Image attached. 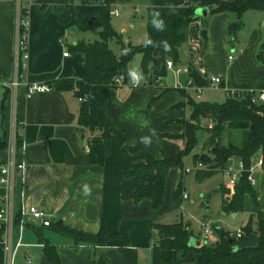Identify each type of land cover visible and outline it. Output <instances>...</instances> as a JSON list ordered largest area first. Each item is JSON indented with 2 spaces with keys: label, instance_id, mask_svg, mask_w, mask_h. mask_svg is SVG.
<instances>
[{
  "label": "crops",
  "instance_id": "1",
  "mask_svg": "<svg viewBox=\"0 0 264 264\" xmlns=\"http://www.w3.org/2000/svg\"><path fill=\"white\" fill-rule=\"evenodd\" d=\"M185 1L150 0L149 7L171 14L183 9ZM217 2L196 0V6L205 7L209 12ZM21 5L26 9L29 22L28 57L25 65L19 67L25 83L49 85L57 79H81L83 58L72 52L70 46L90 41L78 34L81 31L76 27L79 32L67 31L74 18L68 25L60 24L57 18L64 6L57 3L42 7L36 0H22ZM97 5L84 11L74 8V14L90 17L110 13L106 5ZM18 6V0H0V81H11L15 71L14 27ZM235 20L239 22L233 23ZM205 21L207 46L201 44L203 40L199 36L202 19L188 26L187 42L176 64L185 66L187 71L180 73L178 79L181 83L190 80L192 88L187 92L191 96H195L196 88L200 89L199 100L247 106L248 91L255 94L264 91V62L257 59L258 52L264 50V11H247L239 18L232 12L208 13ZM231 24L238 26L234 35L230 32ZM121 32L125 33L124 29ZM153 56L157 64L149 66L148 76L140 86L131 87L127 82L108 90L107 116L122 137L120 141L118 136H111L108 154L104 153L102 139L87 142L85 128L79 131L77 114L81 100L73 90L51 89L26 96V88L21 85L13 99L10 90L0 84V138L6 142L5 148L0 150V165L9 160L8 144L13 133L20 146L23 144V151L16 154L17 160L24 162V173L22 180L16 179L13 183L15 205L19 206L22 199L26 205L45 210L51 222L59 221L90 234L97 233L103 225L107 234L121 233L129 239L128 243L114 239L103 247L73 245L68 236L52 228L27 225L22 231L26 246L18 249L14 264H27L25 255L31 264H50L43 254L44 242L54 246L61 264H187L195 258V253L190 252L181 260L163 263L154 244L156 231L151 228L153 219L163 223L159 221L162 213L175 203L173 192L179 185L183 168L172 166L167 170L160 207L154 209L149 200L135 202L124 198L131 188L144 185L154 177V173L124 176L126 170L143 163L132 161L126 146H139L156 158L175 156L183 146V141L175 137L183 132L180 122L189 116L187 99L178 90L164 92L166 88H173L175 80L166 67V61L170 60L166 49L156 48ZM132 65L133 62L130 68ZM211 76H218L219 83L212 85ZM156 78L160 80L154 83ZM226 90L238 91L239 96H228ZM214 95H219L221 100L212 99ZM149 128L157 130L158 138L153 137L151 147L146 148L139 141L141 136L150 134ZM234 131H238L241 138V130L226 128L221 142L224 143L225 138L224 144H238ZM258 155L264 157V149L254 156ZM222 188V185L217 187L221 192ZM253 188L258 206L254 207L249 196L244 195L243 208L231 212L233 217L241 211L249 214L256 209L264 216V171L256 174ZM15 230L17 232V228ZM213 234L209 238L204 235L193 238L200 243L214 241ZM0 264H9L1 244Z\"/></svg>",
  "mask_w": 264,
  "mask_h": 264
},
{
  "label": "trees",
  "instance_id": "2",
  "mask_svg": "<svg viewBox=\"0 0 264 264\" xmlns=\"http://www.w3.org/2000/svg\"><path fill=\"white\" fill-rule=\"evenodd\" d=\"M44 7L49 3H57L64 6L63 13L57 18L62 25H68L72 18V24L81 32L91 29H98V38L84 42L79 41L70 46V50L81 54L83 58V76L79 80L57 79L53 80L49 86L57 91L73 90L77 98H85L81 101L77 114V123L86 130V141L99 138L103 141L104 153L110 151V140L112 135L119 137L120 132L114 127L107 116V94L114 85V79L122 78L123 83L130 80V63L133 58L140 55V71L146 79L149 73V66L157 64L153 56L156 48H164L170 60L176 65L179 61L180 50L187 42V30L191 22L197 20L195 15L196 0H186L184 8L171 14H163L154 8H148L145 25V43L136 45L131 42L124 44L121 34L112 27L110 14L102 16L77 17L74 14V0H36ZM90 3L106 5L109 10L114 3L122 0H83ZM21 13L24 14L25 7L21 5ZM247 11H264V0H218L210 14L219 12H232L239 18ZM237 25H230L231 35ZM110 40H114L119 46V53H115L108 45ZM264 48V45H262ZM257 59L264 62V50H260ZM178 90L186 97L189 116L180 123L183 132L175 137L183 141L182 148L175 156L163 155L161 158L154 157L139 146H126L134 162L143 161L131 169L124 172L125 177L154 173V177L148 183L131 188L125 195V199H132L135 202L149 200L154 209L163 204L165 176L167 170L176 166L183 168V160L188 156L197 143V130L201 128V121L209 119L213 125L209 128L206 142L212 144L210 154H203L199 160L206 165V169L201 170L207 174L215 168L220 170L226 165L229 158L242 160L245 168H248L251 159L261 149H264V103L260 101L250 102L249 93H246L247 106H235L225 102H209L195 99L184 89L166 88L164 92ZM91 97L90 105H87V98ZM241 130V141L238 144L221 142L224 130ZM4 138H0V150L5 148ZM17 146L20 144L17 141ZM197 159L194 156L193 160ZM216 162L212 167L211 163ZM222 210L225 213L236 212L243 208V197L248 195L254 207L258 206L253 186L249 184L244 173L236 184L230 188H222ZM173 198H181L180 183L173 192ZM19 220V213L15 215V223ZM48 228L68 236L73 245L88 244L96 247L108 245L111 240L123 239L128 243V236L121 233L107 234L102 225L95 234L79 231L62 225L59 221L51 222ZM151 228L155 230L156 238L154 244L160 251V259L163 263L178 261L183 259L190 252L195 253V258L187 264H264V216L256 209L249 215L247 223L242 226V236L236 238L235 234H230L222 228H215L216 239L214 241L203 240L199 246L191 247L188 242L194 235L188 223L177 220L172 223L151 222ZM221 232H223L221 234ZM257 236V245L253 248H243L234 250L236 244L249 238ZM1 236V230H0ZM229 238L233 242H229ZM43 254L50 264H61L53 245L44 242Z\"/></svg>",
  "mask_w": 264,
  "mask_h": 264
},
{
  "label": "built area",
  "instance_id": "3",
  "mask_svg": "<svg viewBox=\"0 0 264 264\" xmlns=\"http://www.w3.org/2000/svg\"><path fill=\"white\" fill-rule=\"evenodd\" d=\"M22 0H18L19 6L17 9L15 27H14V64L15 71L11 81H0L4 87L8 88L11 93V98L16 97V90L18 87L23 85L26 88V96H30L33 93H43L48 92L52 88L47 84H27L23 80L22 76L19 74V67L25 65L27 60V31H28V18L27 12L25 9L24 14L21 13L20 2ZM124 1V0H122ZM121 3V2H120ZM120 3H114L111 5L116 7ZM109 14L114 16H118V10L116 8L110 9ZM68 53L65 51L63 55H67ZM229 59L231 56L228 57ZM166 67L172 71L175 76V80L173 83V88L184 89L185 91L190 90L192 88V84L190 80H186L184 83H181L178 79L180 73L186 72L187 68L185 66H176L172 62V60L166 61ZM160 78H156L154 83H157ZM143 81V76L136 72H132L130 74L129 86L138 87ZM220 79L218 76H211L210 82L212 85L219 83ZM122 78L119 76L114 79V85L120 86L122 85ZM249 101H264V91H261L255 94L253 91H248ZM201 91L200 89H195V99L200 98ZM226 94L228 96H239V92L235 90H226ZM79 100L84 101L85 98H79ZM212 126L211 123L208 124L210 128ZM9 160L0 165V230L2 233L0 244L8 255V263L14 264L15 255L18 249L22 246H26V244L22 241V231L27 225L33 226H49L51 220L47 214V212L41 208H38L33 205H26L23 200H20L19 206L15 205L13 198V188L14 181L16 179L22 180L24 173V162L22 160H17L16 154L20 151H23V144L17 147V139L16 134L10 137L9 140ZM190 168H185L184 171H189ZM264 171V157L261 155L254 156L251 159L250 165L248 168H245L244 163L240 159L229 158L226 165L221 169L222 174L226 179V185L232 188L239 178L245 173L246 179L251 186L256 184V174L258 172ZM5 190L1 192V190ZM181 198H187L185 192L181 193ZM19 213V220L15 223V215ZM202 232L205 238H209L213 233V229L208 226L204 221L201 224ZM15 228H17V232H15ZM242 230L238 229L235 233V237L238 239L242 236ZM16 234V240L15 238ZM25 260L27 264H31V261L27 255H25Z\"/></svg>",
  "mask_w": 264,
  "mask_h": 264
},
{
  "label": "rangeland",
  "instance_id": "4",
  "mask_svg": "<svg viewBox=\"0 0 264 264\" xmlns=\"http://www.w3.org/2000/svg\"><path fill=\"white\" fill-rule=\"evenodd\" d=\"M149 1L150 0H124L116 7H111V9L116 8L118 10V16L110 14L111 25L117 33L121 34L122 42L124 44L131 42L136 45H144L146 14L150 5ZM97 4L98 3L95 4L83 0H74L73 8H81L80 10L84 11L91 6H96ZM101 7L102 6H100V8ZM198 19L201 20V18ZM204 22L206 21H203L201 30L205 29L207 31ZM236 22L239 21H233V23ZM123 29L125 33L121 32ZM67 31L71 34L74 31L79 32L73 25H69ZM97 32L98 29L94 28L83 33L79 32L78 34H81L86 41H92L98 38ZM203 43H206V40L201 42L202 45ZM207 44L208 42L205 46H207ZM108 45L115 53H119V46L114 40H110ZM139 56L140 55L137 54L133 58V65L132 68H130V71L132 70V72L135 71L136 73L141 74ZM212 99H216L217 101L221 100L219 95H214ZM209 123L213 125V122L209 119L205 118L204 122L203 120L201 121L202 126L199 130H197V143L191 153L183 160L184 167L182 174L179 176V183L182 190L181 193L185 192L187 198L173 199V202L175 203H173V206L169 209L164 210L162 217L159 220L163 223H172L181 219L183 223L189 224L192 234L197 237L203 236L201 231L203 218L205 219L204 222L207 223L213 230H215V228H222L230 234H235L238 229L247 223L250 215V213L248 214L245 211H241L238 216L233 217L231 212L225 213L222 210V192L218 190L217 187L220 185L223 187L227 186V181L220 171V168H215L207 174L201 172V170H204L207 167L201 160H199V158L203 154L212 157L210 154V147L212 144L206 142L208 132L205 126L207 125L208 127ZM205 132L207 133V136ZM233 136L236 140L238 139L237 143H240V133L238 131H234ZM226 141L227 140L224 138L223 142L225 143ZM194 156H196L197 159L193 160ZM185 168H190L191 170L184 171ZM213 236L216 237L217 235L214 233ZM154 238H156V235H154Z\"/></svg>",
  "mask_w": 264,
  "mask_h": 264
},
{
  "label": "water",
  "instance_id": "5",
  "mask_svg": "<svg viewBox=\"0 0 264 264\" xmlns=\"http://www.w3.org/2000/svg\"><path fill=\"white\" fill-rule=\"evenodd\" d=\"M208 10L207 8L205 7H196L195 9V15L197 18H201L203 21H205L206 17L208 16ZM238 23V22H236ZM262 26H264V21H262ZM200 36L203 40H206L207 39V36H206V30L203 29L200 31ZM91 100L92 98L91 97H88L87 98V105H90L91 103ZM79 131L80 132H83L84 131V128L83 127H80L79 128ZM216 162H212L211 163V166L212 167H215L216 166ZM223 232H221L222 234ZM230 243L233 242V239L232 238H229L228 239ZM189 246L191 247H197L199 246L200 242L199 240H197L196 238H193L191 237L189 239V242H188ZM257 245V236L256 235H252L250 236L249 238L245 239V240H242L241 242H239L238 244L235 245L234 247V250H239V249H243V248H253Z\"/></svg>",
  "mask_w": 264,
  "mask_h": 264
},
{
  "label": "clouds",
  "instance_id": "6",
  "mask_svg": "<svg viewBox=\"0 0 264 264\" xmlns=\"http://www.w3.org/2000/svg\"><path fill=\"white\" fill-rule=\"evenodd\" d=\"M149 135H143L140 137V143L147 147H151L152 143H153V137H157L158 138V132L155 128H149Z\"/></svg>",
  "mask_w": 264,
  "mask_h": 264
}]
</instances>
